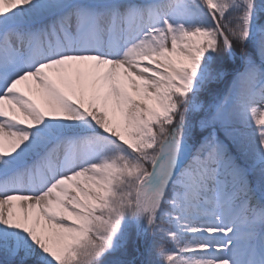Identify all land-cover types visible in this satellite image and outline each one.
I'll use <instances>...</instances> for the list:
<instances>
[{
	"label": "snow or ice",
	"instance_id": "1",
	"mask_svg": "<svg viewBox=\"0 0 264 264\" xmlns=\"http://www.w3.org/2000/svg\"><path fill=\"white\" fill-rule=\"evenodd\" d=\"M126 220L264 264V0H0V264H105Z\"/></svg>",
	"mask_w": 264,
	"mask_h": 264
},
{
	"label": "trees",
	"instance_id": "2",
	"mask_svg": "<svg viewBox=\"0 0 264 264\" xmlns=\"http://www.w3.org/2000/svg\"><path fill=\"white\" fill-rule=\"evenodd\" d=\"M133 226H135L134 221H125L127 243L119 252L108 253L105 258V264H149L147 258L151 257V252L148 247L144 248L143 238L146 237L139 236L138 240L134 235L135 227L132 230Z\"/></svg>",
	"mask_w": 264,
	"mask_h": 264
},
{
	"label": "rangeland",
	"instance_id": "3",
	"mask_svg": "<svg viewBox=\"0 0 264 264\" xmlns=\"http://www.w3.org/2000/svg\"><path fill=\"white\" fill-rule=\"evenodd\" d=\"M37 102L38 103L40 102L39 99L37 100ZM160 224H161L162 227H165V228L169 226L165 219H161ZM134 227H135L134 235L136 236L137 239L139 238V236H142V237L145 236L146 237V238H143L144 244H145L144 248L146 249V247H148L150 252H151V257H150L151 259L147 258L148 261L149 262L152 261L153 264H163L161 258L157 254L158 253V248L162 246V247H166V248L171 249L172 246H173L172 243L166 237L159 236V235L154 236L150 232L146 233V234H143V235H138L137 234L138 230L136 228V225L133 226L132 230H134ZM141 227H142V225H141ZM119 250H117L116 252H119Z\"/></svg>",
	"mask_w": 264,
	"mask_h": 264
}]
</instances>
